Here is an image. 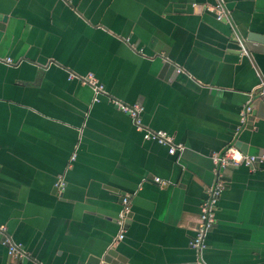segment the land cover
Wrapping results in <instances>:
<instances>
[{
	"label": "crops",
	"instance_id": "0c3cea01",
	"mask_svg": "<svg viewBox=\"0 0 264 264\" xmlns=\"http://www.w3.org/2000/svg\"><path fill=\"white\" fill-rule=\"evenodd\" d=\"M223 3L219 20L218 0H0V264H197L229 146L263 159L223 172L202 260L264 264V0Z\"/></svg>",
	"mask_w": 264,
	"mask_h": 264
},
{
	"label": "built area",
	"instance_id": "2783aa9c",
	"mask_svg": "<svg viewBox=\"0 0 264 264\" xmlns=\"http://www.w3.org/2000/svg\"><path fill=\"white\" fill-rule=\"evenodd\" d=\"M218 19L221 20L226 15L224 10V3L223 0H218V5L216 8ZM10 61V60H9ZM82 82L84 84L90 85L95 93L98 95L102 93L103 87L98 84L97 80L93 75H87L84 78H82ZM258 96L262 101H264V83L260 90L258 91ZM116 107L123 112L124 114L129 115L133 121L136 127L139 130H144L145 135L144 139L147 141H155L159 144L169 146L170 147V154H175L177 151L183 150L182 145H176L174 144V139L172 136L168 135V133L164 131H151V130H145L142 124V117L141 114L143 112V108L140 106H129L126 104H123L121 102H114ZM250 111V108H249ZM245 115V113H244ZM263 158H257L255 156H245L239 152L238 149H236L234 146H229L227 150L224 152V154H221L220 156H216L214 161L216 163L217 169V181L214 187L211 188L209 192V198L208 200L203 204L201 208V216H200V222L197 227V232L193 240L191 241L190 245L191 247L199 252V259L197 264H204L202 260V251L206 249V238L208 234L211 232V230L214 228L216 218V208H217V202L218 199L223 192V190L226 188V183L224 181V175L223 170L227 168H236L241 165H246L248 167H253L254 164L261 161ZM155 182L157 184L163 185L165 182H163L160 178H156ZM58 188H63V183L60 182L58 185ZM128 213L127 210L123 211L119 216V225L121 226V234L118 237V239H123L124 237V229L126 224V214ZM4 228H0V232H3ZM6 243L10 246V252L12 254H19L20 256L24 257V254L20 251V246H17L15 244H11L10 240H6Z\"/></svg>",
	"mask_w": 264,
	"mask_h": 264
},
{
	"label": "water",
	"instance_id": "95a60500",
	"mask_svg": "<svg viewBox=\"0 0 264 264\" xmlns=\"http://www.w3.org/2000/svg\"><path fill=\"white\" fill-rule=\"evenodd\" d=\"M8 17L5 15H0V29L4 28V24L7 22ZM172 68L173 70H177L176 67L172 66L170 63L165 64V69ZM227 150V148H226ZM225 150V151H226ZM224 151V152H225ZM224 152L222 154H224ZM232 169L227 168L223 170V172L227 175L232 174ZM131 218L130 212L126 214V224L128 223V220ZM87 264H130L129 259L126 256H123L119 252H117L115 249L108 250L106 253L102 254L101 256H91L88 259Z\"/></svg>",
	"mask_w": 264,
	"mask_h": 264
}]
</instances>
